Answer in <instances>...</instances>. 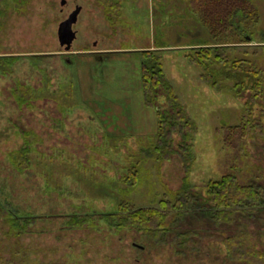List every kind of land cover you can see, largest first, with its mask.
Returning <instances> with one entry per match:
<instances>
[{"label":"rangeland","instance_id":"obj_1","mask_svg":"<svg viewBox=\"0 0 264 264\" xmlns=\"http://www.w3.org/2000/svg\"><path fill=\"white\" fill-rule=\"evenodd\" d=\"M21 1L17 8L14 0H0V56H26L13 75L0 78V264H251L231 259L222 238L245 230L264 252V208L220 225L207 209H194L159 240L135 227H110L104 219L121 197L137 207L157 205L184 174L172 154L159 164L145 160L134 187L117 179L141 148L154 144L156 116L142 104L136 53L146 48L160 56L164 77L196 123L192 191L206 194L205 184L232 167L264 189V91L254 106L252 136L239 151L225 147L223 127L239 122L244 102L210 88L202 70L186 59L183 43L203 31L186 0H122L121 10L110 13L112 22L99 0ZM255 2L258 32L237 46L247 52L234 55L251 61L264 89V0ZM76 9V37L66 51L57 29ZM157 36L167 47L154 46ZM41 54L52 57L33 58ZM16 82L35 87L36 97L19 106L12 93ZM17 127L33 134L36 162L24 170L9 160V152L24 143ZM51 173L62 179V190L47 188L44 174ZM32 216L35 221L25 225ZM73 216L88 220L69 225ZM188 229L195 234L183 245L186 238L178 233Z\"/></svg>","mask_w":264,"mask_h":264},{"label":"trees","instance_id":"obj_2","mask_svg":"<svg viewBox=\"0 0 264 264\" xmlns=\"http://www.w3.org/2000/svg\"><path fill=\"white\" fill-rule=\"evenodd\" d=\"M121 1L99 0L109 22L113 21L110 13L121 10ZM14 3L17 8L23 6L21 0H14ZM186 4L203 28L201 35L183 43L188 47L184 54L186 59L202 70L200 76L210 88L219 92H231L244 102L239 122L223 127L225 131L227 130L223 137L225 147L239 151L255 129L254 106L264 89L260 86L261 77L252 67L251 61L234 53L247 52L246 49L242 50L237 46L254 40L259 29L260 11L255 0H186ZM162 38V36L155 38V47H167V40L164 41ZM136 53L139 60L142 104L154 109L156 132L154 144L141 148L135 154L134 164L128 167L125 175L117 178L118 182L128 187L136 186L140 167L145 160L154 158L159 164L163 160H170L172 154H176L179 158L184 174L181 185L165 193L158 200L157 205L137 207L126 197H121L114 211L104 215L108 225L118 229L126 227L142 229L143 232L159 240L175 227H179L194 209H207L213 223L220 225L240 221L244 214L254 213L255 207L264 208L263 186L242 180L238 177L235 167L226 170L219 179H210L205 184L206 194L192 191L188 177L195 159L192 153V139L197 131L196 123L187 115L174 87L164 77L160 56L149 48L141 49ZM42 55L52 57L49 54H41L33 58L40 60ZM25 57V55H1L0 78L13 75L14 65ZM36 65L38 66V63ZM228 81H233V84L229 85ZM37 89L42 90L40 87ZM12 93L19 106L29 103L36 97L35 87L25 82H16ZM17 128L19 134L23 136L24 143L9 152V160L15 168L24 170L31 168L36 162L33 157L35 149L30 139L33 134L31 131ZM111 141H116V138L111 137ZM44 179L49 182L46 183L47 188L52 187L58 191L63 189L60 184L62 179L55 173L44 174ZM29 219L25 221V225L33 223L35 216ZM11 220L15 228L18 223L17 216ZM87 220L86 216H73L67 223L82 225ZM241 223L246 224V221L243 220ZM194 234L195 231L191 229L178 233L186 238L181 242L183 245L189 243L190 236ZM222 239L226 254L231 259L244 260L251 264L262 262L264 252L248 240L245 230Z\"/></svg>","mask_w":264,"mask_h":264},{"label":"water","instance_id":"obj_3","mask_svg":"<svg viewBox=\"0 0 264 264\" xmlns=\"http://www.w3.org/2000/svg\"><path fill=\"white\" fill-rule=\"evenodd\" d=\"M77 12L78 10L76 9V11H72L68 16H66V18L64 20H62L59 25H58V39H59V43L65 48L66 51H68L71 46L72 43L76 37V32L75 30H73V24L76 22L77 20Z\"/></svg>","mask_w":264,"mask_h":264}]
</instances>
